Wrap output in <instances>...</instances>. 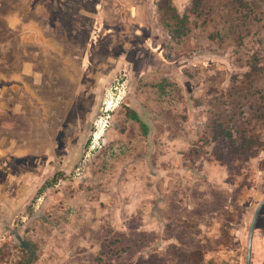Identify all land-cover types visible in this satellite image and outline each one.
Returning a JSON list of instances; mask_svg holds the SVG:
<instances>
[{
    "label": "rangeland",
    "instance_id": "1",
    "mask_svg": "<svg viewBox=\"0 0 264 264\" xmlns=\"http://www.w3.org/2000/svg\"><path fill=\"white\" fill-rule=\"evenodd\" d=\"M168 1L0 0V264H37L57 226L91 228L98 264H247L264 0ZM213 119L256 154L220 165ZM251 253L264 264V205Z\"/></svg>",
    "mask_w": 264,
    "mask_h": 264
},
{
    "label": "trees",
    "instance_id": "2",
    "mask_svg": "<svg viewBox=\"0 0 264 264\" xmlns=\"http://www.w3.org/2000/svg\"><path fill=\"white\" fill-rule=\"evenodd\" d=\"M199 0H194L195 11L198 12L200 9ZM238 2H242L238 0ZM168 0H161L159 2V9L162 13L166 14L175 13L170 6ZM173 19L176 23V28L169 31L171 37L178 41L185 37L187 34V16L179 18L177 15H173ZM210 140L213 143V156L218 163L222 166H230L240 158L249 160L252 158L256 151L260 148L259 142L256 138L248 135L244 130L231 129L229 124L221 122L218 119H213L210 122Z\"/></svg>",
    "mask_w": 264,
    "mask_h": 264
},
{
    "label": "crops",
    "instance_id": "3",
    "mask_svg": "<svg viewBox=\"0 0 264 264\" xmlns=\"http://www.w3.org/2000/svg\"><path fill=\"white\" fill-rule=\"evenodd\" d=\"M154 189L159 193L158 186ZM80 222L81 221L79 220V223ZM75 223H78V219L72 220L71 224L68 225L73 227L75 226ZM148 223V219L145 220L142 227L143 230H146L147 228L150 229ZM76 225L78 226V224ZM95 227L96 226L93 224L92 229L94 230ZM90 231L91 228L87 230V232L75 231L74 235L73 233L71 235H69V233L63 235V232L60 228L58 229L57 226L53 235L49 236L45 240L46 243L42 244V251L38 253V260L35 259V261L37 260V264H98L96 258L98 257V248L101 244L96 238L90 235ZM57 232L58 234H56ZM7 241V239H5L4 242L1 241L0 248L3 243H7ZM10 264L12 263L10 262Z\"/></svg>",
    "mask_w": 264,
    "mask_h": 264
},
{
    "label": "water",
    "instance_id": "4",
    "mask_svg": "<svg viewBox=\"0 0 264 264\" xmlns=\"http://www.w3.org/2000/svg\"><path fill=\"white\" fill-rule=\"evenodd\" d=\"M264 205V200L261 202L260 206L258 207L257 211L255 212L252 224H251V228H250V232H249V242H248V257H247V264H251V252H252V243H253V236H254V230H255V224L257 222L258 219V215L259 212L261 210V208Z\"/></svg>",
    "mask_w": 264,
    "mask_h": 264
}]
</instances>
